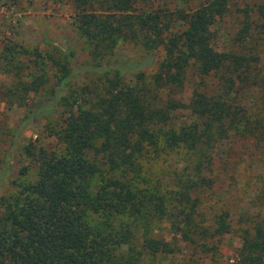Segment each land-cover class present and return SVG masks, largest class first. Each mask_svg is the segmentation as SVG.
Masks as SVG:
<instances>
[{"label":"trees","instance_id":"obj_1","mask_svg":"<svg viewBox=\"0 0 264 264\" xmlns=\"http://www.w3.org/2000/svg\"><path fill=\"white\" fill-rule=\"evenodd\" d=\"M68 1L95 61L112 55L120 41L147 54L130 63L95 64L94 72L110 75L72 88V100L61 98L67 107L55 132L58 148L24 147L35 179L17 182L16 192L0 197V264H141L148 255L174 252L170 242L154 237L160 222L178 241L208 252L209 241L232 225L229 210L218 208L208 217L204 206V192L219 182L218 144L250 141L264 171V63L258 53L264 0L241 8L243 24L226 48L215 46L211 27L230 0H185L182 8L160 0ZM7 2L18 0H0V9ZM1 49L0 65L12 66L13 76L24 69L19 55L39 61L36 49L12 43ZM157 50L162 57L146 73ZM54 62L60 87L69 73L65 63ZM123 73L133 80L124 82ZM19 81L18 94L37 91L35 80ZM58 99L38 106L19 130L53 113ZM182 109L191 121H174ZM173 150H185L186 164L174 188L163 192L161 179L143 170L141 160ZM254 200L240 208L235 264H264V182Z\"/></svg>","mask_w":264,"mask_h":264},{"label":"rangeland","instance_id":"obj_2","mask_svg":"<svg viewBox=\"0 0 264 264\" xmlns=\"http://www.w3.org/2000/svg\"><path fill=\"white\" fill-rule=\"evenodd\" d=\"M199 1L189 0V3L194 5ZM255 1L258 0H230L227 13L211 27L217 48L233 47L236 32L243 24L244 14L241 8L246 4L252 5ZM160 2H165L171 8L186 7L185 0ZM9 3L0 9V50H3L1 48L4 45L12 43L15 49H36L40 55H33L39 60L38 63L31 61V55H19L24 69L15 76L13 74L16 71L11 70L12 66L7 67L4 63L0 65V197L16 192L17 182L35 179L33 165L24 152L28 143L48 150L58 148L55 132L67 107L61 104V100L65 97L72 100L69 95L72 88L102 82L110 75L106 72H94L91 68L95 64L130 63L142 60L147 54L138 45L120 41L112 55L95 61L89 54L87 42L73 25V13L68 0H18L17 4ZM260 30L263 38L258 53L264 63V29ZM70 51H73L72 55ZM152 54L154 61L150 67L145 68L146 73L153 72L157 60L162 57L161 50L153 51ZM54 60L65 63L69 73L67 82L60 87V73ZM187 75L188 80L195 77L192 69L187 70ZM123 77L126 83L133 80L129 73H123ZM21 79L35 80L37 91L31 89L18 94L16 88L20 85L17 82ZM189 85L185 92L186 98L189 95ZM10 89L15 93H8ZM56 96L59 99L53 113L37 117L26 128L19 130L24 118H31V113L38 106L50 102ZM192 119L188 109L178 110L174 114V121L177 123ZM257 152L258 149L250 141L237 139L218 144L214 153V171L218 174L219 182L213 189L204 192V206L208 217L215 209L229 210L232 223L229 233L215 236L208 243L209 251L203 252L189 243L178 241L167 224L160 222L157 224L159 226H155L154 237L170 242L174 252L148 255L142 258L141 264H235L241 244L236 231L242 212L240 208L253 205L256 187L264 182V171H261L260 164L256 161L259 155ZM186 154L185 150H173L162 153L157 160L143 159V170L153 173L154 179L158 176L163 183L162 191L165 192L166 188H174L176 173L185 168Z\"/></svg>","mask_w":264,"mask_h":264}]
</instances>
